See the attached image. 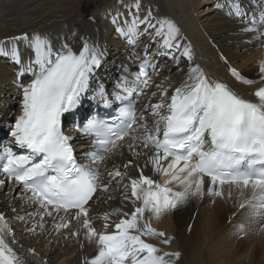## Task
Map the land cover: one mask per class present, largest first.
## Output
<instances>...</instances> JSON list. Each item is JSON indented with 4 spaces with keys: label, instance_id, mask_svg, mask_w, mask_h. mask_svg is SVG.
Instances as JSON below:
<instances>
[{
    "label": "snow or ice",
    "instance_id": "1",
    "mask_svg": "<svg viewBox=\"0 0 264 264\" xmlns=\"http://www.w3.org/2000/svg\"><path fill=\"white\" fill-rule=\"evenodd\" d=\"M258 3L259 9L243 31L264 47V0ZM230 7L234 16L243 17L238 2ZM152 20L151 12L142 20L137 14L115 30L119 36L127 37L129 44L154 32L153 42L155 38L163 41L161 50L180 51V32L174 23ZM141 28L143 33L138 31ZM18 41L25 43L32 57L17 79L27 74L33 80L27 86L19 85L21 114L8 135L26 154L18 155L0 145V177L20 187L24 195L19 198L33 208L27 213L34 221L29 226L31 234L36 235L37 229L44 232L43 222L49 218L59 221L53 224L57 233L69 231L64 240L82 237L96 245V255L86 264H175L180 259L179 252H163L145 242L153 239L165 246L171 243L170 237L150 226L146 213L159 220L190 199L211 198L213 204L217 200L243 199L239 208H247L252 220H264V87L252 93L256 102H250L227 85L210 83L199 67H191L171 96L166 82L155 85L159 102L143 108L152 117L151 127L142 114H137L131 99L116 120L90 121L82 134L92 137L93 150L85 153L88 163L80 164L70 137L61 131V117L78 107L88 91L90 77L101 66L103 53L98 46L87 43L78 54L67 45L55 51L48 39L38 35L17 36L10 43ZM191 51L185 46L180 55L191 62ZM0 57L22 64L15 46L10 50L0 47ZM229 72L242 85L264 84V62L259 65V81L244 79L235 69ZM151 87L148 73L141 68L128 96L132 92L143 96ZM99 94L103 95V89ZM156 95L152 93L149 100ZM141 131L143 135H137ZM121 150H127L134 161L143 160L135 168L138 178L127 177L126 170L133 167L132 162L122 165L125 171L121 167L100 171V166ZM37 157L38 162H34ZM146 167L151 168L152 177L159 176L164 183L145 175ZM114 181L123 192L121 199L132 204L133 210L129 214L117 209L102 215L103 231H97L90 216L91 206L101 194L105 203L111 199ZM4 182L0 179V188ZM69 213L73 214L66 218ZM112 217L120 218L114 234H108ZM17 218L26 222L25 216ZM81 221V227L72 230L73 224ZM260 231L264 232V227ZM239 232L244 233L245 228L241 226ZM7 238H11L12 245L17 243L4 215H0V264H24Z\"/></svg>",
    "mask_w": 264,
    "mask_h": 264
},
{
    "label": "bare ground",
    "instance_id": "2",
    "mask_svg": "<svg viewBox=\"0 0 264 264\" xmlns=\"http://www.w3.org/2000/svg\"><path fill=\"white\" fill-rule=\"evenodd\" d=\"M235 2L242 6L243 17L231 13L230 5ZM82 7H92V11L83 15L80 11ZM259 7L258 0H0V47L10 50L15 46L22 61L21 65H17L10 57H0V136H8L21 114L22 92L19 85L22 83L27 86L33 80V76L27 74L17 79L22 67L27 66L32 57L23 41L14 45L10 43L17 36L31 38L38 35L46 38L55 51L67 45L78 54L85 43L100 48L103 53L102 63L96 69V76L89 79L88 91L80 100L83 104L93 90L96 77L109 82L126 67L142 60L157 64L150 78L152 87L143 96H139L142 104L159 102L155 85L162 81L166 82L170 89L168 95L171 96L191 67H199L210 83L227 85L237 96L251 101L254 99L252 93L264 87V84L242 85L235 81L229 70L235 69L242 78L249 81L261 79L259 65L264 62V47L259 41L253 40L251 34L243 31ZM148 12L152 13L153 23L161 19L174 23L180 32L177 41L182 46L180 51L185 46L192 50L191 62L182 57L180 51L161 50L160 44L163 41L155 38L153 42L154 32L141 35L133 44L127 42V37L117 34V26L123 27L125 21L130 22L137 14L142 20ZM114 19L117 20L115 25ZM138 31L143 33V28ZM153 43L157 44L153 56H146V50ZM152 93L157 95L149 100ZM141 114L151 127L152 117L148 112L143 111ZM142 133L138 132L137 135ZM128 162H132L133 167L126 170L127 177L138 178L139 173L135 168L137 163L142 165L143 160L134 161L127 150H121V153L108 159L100 166V171L106 173L115 167L125 171L122 165ZM144 174L152 177L151 168L146 167ZM152 178L158 183H164L159 176ZM13 185L5 181L3 188H0V215H4L9 228L14 232L17 243L12 245L11 238L7 239L16 254L23 258L24 264H86L94 258L96 245L87 243L82 237L78 240H64L63 236L69 235V231L57 233L53 228V224L59 222L57 220L46 218L43 222L45 231L37 229L36 235L31 234L29 226L34 221L27 217V213L33 211V208L24 205L19 198L24 193L17 192ZM110 195L111 199L107 203L103 199L104 194H101L91 206L90 216L97 231H103V221L100 220L102 215L117 209L129 214L133 210L132 204L121 199L123 192L115 181ZM242 202L243 199L239 202L217 200L213 204L211 198H197L190 199L175 211L163 214L159 220L146 213L150 226L170 237L171 243L165 246L153 239L145 242L159 247L163 252H179L180 259L175 264H243L248 255V264H264V252L254 246L255 242H259L256 236L259 231L254 226L261 220L250 219L247 208L239 213L245 211L244 233L239 232V229L225 230L219 235L215 233L223 222L222 218L231 216L230 210L234 207L240 209L239 203ZM18 216H25L26 222H20ZM70 216L68 214L66 218ZM119 218H111L108 234H114L113 229ZM81 224L82 221L74 223L72 230L81 227ZM233 245L236 248L234 250ZM239 251H243V254L238 255ZM30 252L34 255H29ZM256 253L259 257H254Z\"/></svg>",
    "mask_w": 264,
    "mask_h": 264
},
{
    "label": "rangeland",
    "instance_id": "3",
    "mask_svg": "<svg viewBox=\"0 0 264 264\" xmlns=\"http://www.w3.org/2000/svg\"><path fill=\"white\" fill-rule=\"evenodd\" d=\"M88 8H92V7H88ZM201 11V10H200ZM199 11V12H200ZM81 12H82V10H81ZM209 204H211V202H209ZM230 211H232V214H231V216H228V215H226V216H224L222 219H223V222H222V224L221 225H219L218 227H217V229H216V231H215V233L217 234V235H219L220 233H222L223 231H225V230H234V229H240L239 227H241V226H243V219H244V217H245V211L242 213V214H240L239 215V213L242 211L241 209H238L237 207H234L232 210H230ZM264 221L263 220H261V221H259V223L257 222V223H255V224H258V225H256V226H254L255 228H256V231L258 230L259 232H257L256 233V236L258 235V243L257 242H255L254 244V246L255 247H259V249H261L262 250V253L264 252V237H262V235H263V233L260 231V229L262 228V227H264V223H263ZM261 223H263L262 224V226H261ZM239 225V227H237ZM229 226V227H228ZM231 226H233L232 228H231ZM236 226V227H235ZM228 227V228H227ZM235 227V228H234ZM260 229H259V228ZM258 228V229H257ZM260 234V235H259ZM237 237V236H236ZM263 239H262V238ZM239 238V237H238ZM248 238V237H247ZM249 240V239H248ZM253 246V247H254ZM233 247V249L232 250H234V249H236L235 248V245H233L232 246ZM240 254H243V251H239L238 252V255H240ZM264 254V253H263ZM263 256V255H262ZM254 257H259V254L258 253H256L255 254V256ZM245 258V257H244ZM248 261H249V255L247 256V259L246 260H243V264H248Z\"/></svg>",
    "mask_w": 264,
    "mask_h": 264
}]
</instances>
